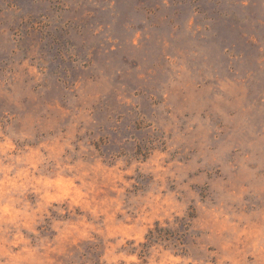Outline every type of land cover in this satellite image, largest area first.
Here are the masks:
<instances>
[{
  "label": "rangeland",
  "instance_id": "374dc122",
  "mask_svg": "<svg viewBox=\"0 0 264 264\" xmlns=\"http://www.w3.org/2000/svg\"><path fill=\"white\" fill-rule=\"evenodd\" d=\"M0 264H264V0H0Z\"/></svg>",
  "mask_w": 264,
  "mask_h": 264
},
{
  "label": "trees",
  "instance_id": "16d2710c",
  "mask_svg": "<svg viewBox=\"0 0 264 264\" xmlns=\"http://www.w3.org/2000/svg\"><path fill=\"white\" fill-rule=\"evenodd\" d=\"M193 218L194 214L192 213L182 218L176 217L172 225L170 222H167V227H162L161 224L157 222L155 228L150 230L147 235L148 242L140 245V256H146L149 248L158 242L167 243V245H172L179 250L186 251L188 245L187 239L191 235ZM133 250L136 249L134 248Z\"/></svg>",
  "mask_w": 264,
  "mask_h": 264
}]
</instances>
